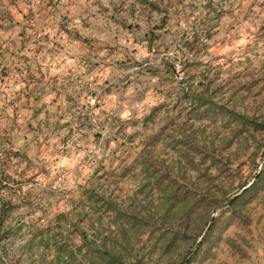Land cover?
<instances>
[{
  "label": "rangeland",
  "instance_id": "obj_1",
  "mask_svg": "<svg viewBox=\"0 0 264 264\" xmlns=\"http://www.w3.org/2000/svg\"><path fill=\"white\" fill-rule=\"evenodd\" d=\"M261 171L264 0H0V264H264Z\"/></svg>",
  "mask_w": 264,
  "mask_h": 264
},
{
  "label": "trees",
  "instance_id": "obj_2",
  "mask_svg": "<svg viewBox=\"0 0 264 264\" xmlns=\"http://www.w3.org/2000/svg\"><path fill=\"white\" fill-rule=\"evenodd\" d=\"M261 170H262V169H261ZM262 172H264V171L258 172V176L261 175ZM251 184H252V183H249L248 185L244 186V187L242 188L243 191L241 192V194H242L243 192H246V191L248 190V188L251 186ZM236 195H237V194H236ZM235 199H236V198L231 199V200H230V203L234 202ZM3 213H4V209L1 207L0 216H2Z\"/></svg>",
  "mask_w": 264,
  "mask_h": 264
}]
</instances>
